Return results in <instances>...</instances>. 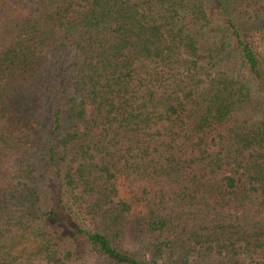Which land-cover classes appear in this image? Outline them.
<instances>
[{"label": "trees", "instance_id": "16d2710c", "mask_svg": "<svg viewBox=\"0 0 264 264\" xmlns=\"http://www.w3.org/2000/svg\"><path fill=\"white\" fill-rule=\"evenodd\" d=\"M0 264H264V0H0Z\"/></svg>", "mask_w": 264, "mask_h": 264}, {"label": "rangeland", "instance_id": "374dc122", "mask_svg": "<svg viewBox=\"0 0 264 264\" xmlns=\"http://www.w3.org/2000/svg\"><path fill=\"white\" fill-rule=\"evenodd\" d=\"M91 111H92V109L90 108V106H87V110H86L87 115H90Z\"/></svg>", "mask_w": 264, "mask_h": 264}]
</instances>
